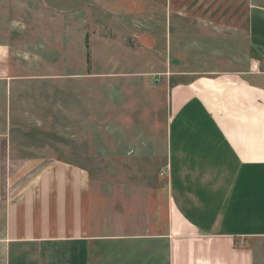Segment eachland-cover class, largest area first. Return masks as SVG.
<instances>
[{
	"label": "crops",
	"instance_id": "crops-1",
	"mask_svg": "<svg viewBox=\"0 0 264 264\" xmlns=\"http://www.w3.org/2000/svg\"><path fill=\"white\" fill-rule=\"evenodd\" d=\"M245 37L250 72L169 88L162 213L148 189L115 178L109 190L78 165L18 156L5 125L1 264H264V0H247ZM8 55L0 45V82Z\"/></svg>",
	"mask_w": 264,
	"mask_h": 264
},
{
	"label": "rangeland",
	"instance_id": "rangeland-1",
	"mask_svg": "<svg viewBox=\"0 0 264 264\" xmlns=\"http://www.w3.org/2000/svg\"><path fill=\"white\" fill-rule=\"evenodd\" d=\"M246 15L247 0H0V130L18 156L148 189L162 213L169 88L250 72Z\"/></svg>",
	"mask_w": 264,
	"mask_h": 264
}]
</instances>
